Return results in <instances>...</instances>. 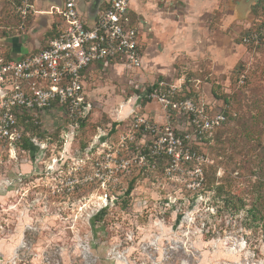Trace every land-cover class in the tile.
<instances>
[{"label": "rangeland", "instance_id": "rangeland-1", "mask_svg": "<svg viewBox=\"0 0 264 264\" xmlns=\"http://www.w3.org/2000/svg\"><path fill=\"white\" fill-rule=\"evenodd\" d=\"M31 2L33 31L27 30L21 37L23 53L29 51L27 46L34 44L35 37L44 43L48 31L44 34L45 24L38 17H52L41 12L54 16L59 10L43 0ZM215 2L216 12L232 14V19L216 24L217 30L210 33L195 31L197 37L188 42L189 52L188 48L178 49L186 32L165 21L171 19L168 9L180 11L179 2H145L146 15L154 17L157 11L162 15V20L145 16L148 22L141 15L144 29L139 32L149 63L130 71L121 67L93 70L84 84L93 105L89 118L95 123L98 118L110 121L119 104L156 80H188L189 88L212 112L225 108L228 113L227 122L210 140L193 143L202 160L187 163V170H179V166L176 170L162 160L154 169L137 173L135 152L130 153L128 194L117 190L110 195L115 205L95 219L93 231L85 233V226L77 222L81 236L74 237L68 229L73 222H64L61 216L76 214L80 202L100 203L99 192L82 184L69 168L54 174L36 171L32 165L39 159L33 148L32 153L17 152L0 144V264H12L14 254V264H43L48 258L65 264L83 261L78 253L65 251L78 245L88 246L97 264H264V43L253 47L240 42L242 33L259 19L255 12L261 10L255 8L257 1L242 14L236 8L238 0ZM81 14L92 18L95 10ZM12 15L11 0H0L3 37L16 34ZM3 47L7 50L9 45ZM239 74L244 75V83L238 82ZM140 111L160 114L155 101L144 104ZM58 123L50 114L38 130L44 135ZM53 146L46 145L45 162ZM75 178L79 188L64 194L53 191L55 186L65 189L64 181ZM228 198L235 201V207L227 205ZM251 204L258 214L251 212ZM114 248L127 253H120L121 260L115 261L117 255L110 253Z\"/></svg>", "mask_w": 264, "mask_h": 264}, {"label": "built area", "instance_id": "built-area-1", "mask_svg": "<svg viewBox=\"0 0 264 264\" xmlns=\"http://www.w3.org/2000/svg\"><path fill=\"white\" fill-rule=\"evenodd\" d=\"M79 1L48 3L59 10L54 16L41 12L40 15L52 18H49L50 25L44 27V34L48 31L44 43L41 45L35 39L36 49L15 55L7 52L0 42V144L15 150L25 140L35 150L33 154L38 156V162L44 163L40 167L36 160L32 165L36 171L54 174L69 168L70 172L80 176L82 184H90L99 192L100 203L80 202L76 214L61 216L60 220L73 222L68 229L74 237L81 236L76 229L77 222L85 226V233L92 232L95 219L107 207L115 205L109 196L117 190L127 189L126 179L132 166L130 153L135 152L137 173L154 169L162 160H168L176 170L179 166L180 170L189 162L202 160L193 150V143L210 140L212 132L227 120L223 110L212 112V107L195 93L184 97L190 91L184 79H159L119 104L115 114L110 115L106 128L97 127L86 148L72 150L70 144L75 127L90 115L93 106L84 89L89 73L108 67H121L127 71L142 68L145 50L130 0H101L90 20L82 17ZM14 11L21 19L15 35L23 36L27 30L31 32L32 22L28 27L25 22L29 16L35 17L32 2L19 0ZM3 38L0 37V41ZM240 42L260 46L264 42V25L247 29ZM243 78L241 75L238 82L243 83ZM143 101L144 104L155 101L160 114L152 116L140 111L144 108ZM50 114L59 119L57 127L64 125L65 128L58 133L52 154L45 162L42 158L47 143L41 135L48 140L54 130L43 135L42 130L26 131L25 124L41 129L43 119ZM27 152L32 153L31 150ZM64 183L65 189L55 186L53 191L56 189L64 194L81 185L77 178ZM65 251L78 253L83 259L70 264H97L88 246L78 245ZM110 253L116 254L115 261H118L121 260L118 255L126 254L127 250L116 251L114 248ZM14 256L11 257L12 264ZM43 264L65 263L48 258Z\"/></svg>", "mask_w": 264, "mask_h": 264}, {"label": "crops", "instance_id": "crops-1", "mask_svg": "<svg viewBox=\"0 0 264 264\" xmlns=\"http://www.w3.org/2000/svg\"><path fill=\"white\" fill-rule=\"evenodd\" d=\"M84 1H85V3H81V4L79 3V8L81 10L80 13L85 11V13L88 14L91 8H93L96 12L97 4H95L93 2V0H84ZM177 1L180 4L179 6H181L180 11H177L176 9H172V8L168 9L169 10L168 12L171 13V19L166 17L165 21L169 20L170 24H172L173 26L175 23L178 26L180 25V27H179L180 31L186 32V36L183 38L184 41L182 40V42H181L180 47H182V48H178V49H184L185 48V50H186L188 48V52L191 50V45H189L188 42H190V41L192 42L197 37L196 36L197 34L196 35L194 34L195 31H197L198 29L204 30L203 32L208 31L209 33H210V30H212V29L214 31H216L217 30L216 24H222L223 21L224 22L230 21V19H232V17H233L232 14L228 15V14L223 13V12L217 13L216 12L217 5L215 2L216 0H177ZM145 2L149 3L150 0H142L141 2H139V0H130V8H131L132 14L136 18L137 23L139 25V28H142V29H144V24H143L144 20L143 19H145L147 22L150 21L152 18H153V20H154V18L162 20L161 19L162 15L158 14V11L155 13L154 17L146 15L145 11L147 9L146 8L147 5L144 4ZM143 5H145V6H143ZM147 12H148V10H147ZM162 12H164V11L162 10ZM141 15H143V19H141ZM145 16L148 19L150 18V20H147L145 18ZM38 18H41V17H38ZM38 18H36V19H38ZM92 18L87 17L88 20H90ZM47 19H48V17L46 19L41 18V20L44 22V24L46 23L45 25H43L44 30L46 29L44 27H47V21L49 20V19L48 20ZM213 20H214V22H213ZM35 21H37V20H35ZM178 22H179V24H178ZM213 23H215V24H213ZM37 32L40 33V31H37ZM36 33H34V34H36ZM187 33H188V35H187ZM21 37H23V36H21ZM192 37H194V38H192ZM35 39H36V37H35ZM21 40H22L21 47H20L21 52H18L16 50L17 45L12 46V45H10V43H9V47L7 48L6 51L9 53L15 54V55L23 54L22 50H23L24 41H23V39H21ZM34 44H32V46H31V44H30V46H27L29 51L36 49V46ZM33 46H35V48H33ZM142 60H143V67H144V65L149 63V62H147L145 51L143 53Z\"/></svg>", "mask_w": 264, "mask_h": 264}, {"label": "trees", "instance_id": "trees-1", "mask_svg": "<svg viewBox=\"0 0 264 264\" xmlns=\"http://www.w3.org/2000/svg\"><path fill=\"white\" fill-rule=\"evenodd\" d=\"M18 1L19 0H11V4H12V12H13V15H12V18H13V20H14V26H12V28H13V30H12V32H16L15 31V29H17L18 28V25H19V23L21 22V19H20V17L15 13V11H14V7H15V5H16V3H18ZM31 1V0H30ZM255 8H259L261 11H259V13L260 14H258V11H256L255 12V15L256 16H260L259 17V19L258 18H256V22L252 25V27H259V26H263L264 25V0H259L256 4H255ZM32 15L31 16H29V18L28 19H26V22H25V26L26 27H28L30 24H31V22H32ZM54 27V26H53ZM251 28V27H250ZM9 30H11V28H9ZM53 32V30L51 31V32H49L48 33V35H50V33H52ZM244 32H246V30L244 31ZM243 32V33H244ZM242 33V34H243ZM3 34V31L1 32V34H0V37H3L4 35H2ZM7 36V35H6ZM264 43V42H263ZM262 43V44H263ZM261 44V45H262ZM242 74H239L238 75V79H239V77L241 76ZM186 83H188V80L186 81ZM244 83V82H243ZM138 92V91H137ZM212 92V94L215 96V97H217V94H216V92L215 91H211ZM192 93L194 94L195 93V91L193 92L192 91V89L190 88V91L189 92H186L185 93V95H184V97H190L191 95H192ZM225 103L228 101V99H225L224 98V100H223ZM145 102L143 101L142 102V104H144ZM221 110H223V112L226 114V116H227V118H228V113H227V111H226V109L225 108H223V109H221ZM218 110L216 109V110H214L213 112L215 113V112H217ZM99 119V120H98ZM98 119H96L95 120V123L94 122H92L91 121V119L89 118V116L88 117H86L85 119H81L79 122H78V124H77V126L75 127V135H74V137H73V139H72V142H71V144H70V148L71 149H73V150H83L84 148H86L88 145H89V143H90V139H91V135H93V133H95L96 132V129H97V127H100V128H102V129H104V128H106V124L109 122V121H107V122H102L100 119L101 118H98ZM22 120H20V122H21ZM103 121H104V119H103ZM226 122H227V120H226ZM225 122V123H226ZM63 128H65V126L63 125V126H58L55 130H54V132L51 134V138L50 139H45V136H42L41 135V138H42V140H44V141H46V143H47V145L50 147V146H52V144H54V142H55V139H56V137H57V135H58V133L60 132V130H62ZM91 128V129H90ZM25 129H26V131H36V132H38L39 130L37 129V128H34V126H32L31 124H28V123H26L25 124ZM91 130V131H90ZM88 131H89V133L91 134V132H93L91 135L90 134H88ZM214 132V131H213ZM212 132V133H213ZM39 135V134H38ZM91 136V137H90ZM90 138V139H89ZM207 141V140H206ZM31 149V147H30V144L27 142V141H23L22 142V145L20 146V147H16V151L17 152H21V151H25V152H27L28 150H30ZM129 190H130V187L128 186V188L125 190V193H127L128 194V192H129ZM229 200H225L226 201V203H227V205L228 204H230V205H232V203H233V207H235V201H233L231 198H228ZM121 206H122V204H121ZM243 207V205L241 204V205H239L238 206V208H236V209H239V208H242ZM250 208H251V212L253 211V214L254 215H256V213L258 214V210L256 209V206L255 205H252L251 204V206H250Z\"/></svg>", "mask_w": 264, "mask_h": 264}, {"label": "water", "instance_id": "water-1", "mask_svg": "<svg viewBox=\"0 0 264 264\" xmlns=\"http://www.w3.org/2000/svg\"><path fill=\"white\" fill-rule=\"evenodd\" d=\"M44 2H48V3H54V4H60V0H43ZM101 0H93V2L95 4L99 3ZM253 1H259V0H238V2L236 3L237 5V10L239 11V13H243L246 12L249 9V4L252 3ZM1 44L2 45H12L15 46L17 45L16 50L18 52H21V36L19 35H13V36H8L5 37L3 39H1Z\"/></svg>", "mask_w": 264, "mask_h": 264}]
</instances>
